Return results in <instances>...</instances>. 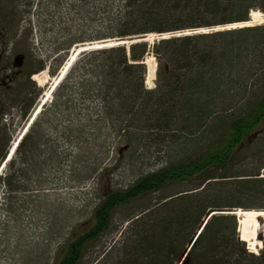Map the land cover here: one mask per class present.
Instances as JSON below:
<instances>
[{
  "label": "trees",
  "instance_id": "1",
  "mask_svg": "<svg viewBox=\"0 0 264 264\" xmlns=\"http://www.w3.org/2000/svg\"><path fill=\"white\" fill-rule=\"evenodd\" d=\"M252 9L264 13V0L84 7L77 14L93 28L60 47L52 73L87 32L90 40L177 33L247 21ZM149 52L157 59L153 88L146 84ZM44 115L18 145L13 190L28 173L40 183L55 157L78 186L96 175L100 199L73 226L55 264H82L118 231L120 210L130 234L111 264H176L184 254L181 264H264V249L249 251L237 216L223 213L264 199V24L81 51ZM120 168L134 175L126 185L115 182Z\"/></svg>",
  "mask_w": 264,
  "mask_h": 264
},
{
  "label": "rangeland",
  "instance_id": "2",
  "mask_svg": "<svg viewBox=\"0 0 264 264\" xmlns=\"http://www.w3.org/2000/svg\"><path fill=\"white\" fill-rule=\"evenodd\" d=\"M26 5V2L21 3V0H0V25L7 28L6 44H2L1 48L6 49L4 55L9 60L16 52H32L35 62L44 65L43 69L36 72L37 76L45 72L51 77V80L44 86H39L36 81L31 79L35 89L41 93L26 115H23L24 108L22 110L14 108L15 104L9 103L8 100L3 103L5 112L2 113L1 123L6 135L0 139V264H55L60 258L62 246L73 231V226L90 218L93 208L99 202L98 178L95 175L86 184L78 186L73 181L72 170L69 171L67 166L62 167L54 157L48 162L49 165H43L44 171L40 183L35 176V178L31 177V174L28 173L21 179L20 190H13L12 187L17 183L10 176H13L15 170L12 163L17 153L15 152L8 161L6 158L74 51L77 52L78 49L94 42L105 41L104 39L90 40L91 32H87V41L75 43L63 63L57 67L54 74L52 73L57 64L53 59H57L62 53L59 51L60 47L74 41L78 37L80 28L85 27L88 31L93 28L78 16L77 11L84 7L88 11L105 9L106 0H33L29 9L26 8ZM261 13L262 20L251 25L264 24V13ZM249 21L251 22V20ZM243 23L245 22H240V24ZM236 24L228 27H242V25L236 26ZM219 28L223 27L214 29ZM203 29L212 31L207 27L194 30L205 32ZM157 34L159 33H150L148 41L152 43L154 39H157ZM164 35L168 36V33H164ZM147 55V58L153 56L157 62L152 52ZM54 94L55 90L52 93V100ZM52 100L50 98L42 106L41 112L26 133L33 130L38 123H44V116L47 117L44 115V110ZM110 154L111 157L114 156L113 152ZM242 168H244L243 163L236 165L238 171ZM261 173L264 177L263 169ZM133 176L128 168L126 170L120 168L115 174V182L126 185L131 182ZM8 177L11 181L10 190H7L4 181ZM253 203L254 206L240 207V209L264 211V199ZM138 209L137 206H134L130 212ZM215 212L218 213V211ZM225 212L231 211L223 213ZM124 213V210H120L114 222V226H118V231L112 235L104 236L87 254L82 264H111L114 258L119 255L122 243L130 234L127 230L129 229L128 223L131 221H126ZM259 225L258 238L262 242V246L258 248V253L264 249V216L259 217ZM245 247L248 248L247 243ZM176 264L179 262L177 261Z\"/></svg>",
  "mask_w": 264,
  "mask_h": 264
},
{
  "label": "flooded vegetation",
  "instance_id": "3",
  "mask_svg": "<svg viewBox=\"0 0 264 264\" xmlns=\"http://www.w3.org/2000/svg\"><path fill=\"white\" fill-rule=\"evenodd\" d=\"M22 2H26L27 9L33 4V0H21ZM6 35L7 28L0 25V48L2 44H6ZM5 52V48L0 49V139L6 135L4 126L1 123L2 113L5 112L3 103L8 100L9 103L15 104L14 108L22 110L25 106H28L29 110L41 93L35 89L34 84L31 82L33 75L40 66L33 59L32 52H16L10 60L4 55ZM17 56L21 57L20 60H16ZM18 61L20 65H16Z\"/></svg>",
  "mask_w": 264,
  "mask_h": 264
},
{
  "label": "bare ground",
  "instance_id": "4",
  "mask_svg": "<svg viewBox=\"0 0 264 264\" xmlns=\"http://www.w3.org/2000/svg\"><path fill=\"white\" fill-rule=\"evenodd\" d=\"M262 13L259 11V10H253L251 11V22L249 20L245 21V23L243 24H240V23H237L236 26H239V25H244V26H250L251 24L257 22V21H260L262 20ZM231 26V25H230ZM240 27V26H239ZM224 28V27H223ZM205 31V29H203ZM195 32H200V31H186V32H181L179 34H189V33H195ZM164 37H167V36H164ZM127 42V40H121L120 42H115V40L113 41H106V42H94L92 44H89L88 46H85L84 48H80L78 49L77 51H79L78 53L74 51L73 55H72V59L73 61L71 62V64L69 65L68 69L66 72H64L62 78L59 80V82L55 85L53 91L56 89V87L60 84V82L63 80V78L65 77V75L67 74V72L69 71L70 67L73 65V63L75 62V60L77 59L79 53L81 51H85L87 49H92V48H101V47H104V46H111V45H115L116 43H124ZM70 58V59H71ZM70 59L67 61L69 62ZM146 65H147V85L152 87L154 84V79H155V72H156V60L153 56L149 57V58H146ZM67 66V63L66 65L64 66V68ZM63 68V69H64ZM62 69V71H63ZM61 73V72H60ZM60 76V75H59ZM59 76H57V78L54 80V82L52 83V86L53 84L55 83L56 80H58ZM35 81L38 83L39 86H44L45 84L49 83V81L51 80V77H49L45 72L34 77ZM50 92V91H49ZM48 92V93H49ZM47 93V95H48ZM45 94V96H47ZM46 98V97H45ZM51 97H49L46 102L43 104V106L50 100ZM43 103V102H42ZM41 110H42V107H41ZM41 110L38 112L37 116L39 115V113L41 112ZM36 116V117H37ZM32 124V123H31ZM30 124V125H31ZM30 127V126H29ZM28 130V129H27ZM16 143V142H15ZM15 143H14V147H12V151L15 150ZM231 213V212H229ZM237 213L239 214V218H240V221H239V232L241 233V237H242V240H244L246 243H248V248L249 250L251 251H254V252H257L258 251V248L261 247V242L260 240L258 239V232H259V221H258V217L259 216H264V211L263 210H242V209H239L237 211Z\"/></svg>",
  "mask_w": 264,
  "mask_h": 264
},
{
  "label": "water",
  "instance_id": "5",
  "mask_svg": "<svg viewBox=\"0 0 264 264\" xmlns=\"http://www.w3.org/2000/svg\"><path fill=\"white\" fill-rule=\"evenodd\" d=\"M149 35H146V34H144L143 36H135V37H132V39L131 40H127V42H125L126 44H131V43H133V42H137V41H141V40H144V41H146L147 40V37H148ZM122 39H120V38H116V40H115V42H120ZM106 42V41H105ZM118 44H121V43H116L115 45H118ZM114 45V44H113ZM112 46V45H111ZM105 47V46H104ZM20 58L21 57H18L17 56V58H16V60H20ZM16 65H20V62L18 61L17 63H16ZM237 211L238 210H234V212H231L232 214H237L238 215V213H237ZM226 213V212H225ZM239 216V215H238ZM258 220H259V217H258ZM239 221H240V218H239ZM240 239H242V237L240 236ZM182 261V260H181Z\"/></svg>",
  "mask_w": 264,
  "mask_h": 264
}]
</instances>
